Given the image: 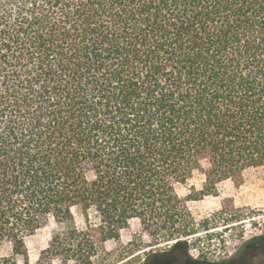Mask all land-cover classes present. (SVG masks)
<instances>
[{
    "label": "trees",
    "instance_id": "1",
    "mask_svg": "<svg viewBox=\"0 0 264 264\" xmlns=\"http://www.w3.org/2000/svg\"><path fill=\"white\" fill-rule=\"evenodd\" d=\"M264 169V0H0V264L53 218L99 222L43 251L95 264L137 222L188 257L203 195ZM196 199V198H194ZM147 245V246H149ZM7 250L6 253L3 250Z\"/></svg>",
    "mask_w": 264,
    "mask_h": 264
},
{
    "label": "rangeland",
    "instance_id": "2",
    "mask_svg": "<svg viewBox=\"0 0 264 264\" xmlns=\"http://www.w3.org/2000/svg\"><path fill=\"white\" fill-rule=\"evenodd\" d=\"M204 183V175L195 173L178 186L179 195L188 199V207L200 223L198 232L188 239V257L180 254L186 249L183 245L177 253L152 258V264H264V169H248L240 183L221 181L216 195H203ZM89 222H99L94 211L85 214L76 210L68 221L49 219L25 239L29 264H75L73 260L50 258L43 251L55 234L72 227L86 230ZM121 233L119 241L106 242L105 249L110 254L99 256L95 264H144L149 252L170 246L149 245L152 242L147 234L139 239L143 233L137 222ZM17 261L24 264L22 256Z\"/></svg>",
    "mask_w": 264,
    "mask_h": 264
},
{
    "label": "flooded vegetation",
    "instance_id": "3",
    "mask_svg": "<svg viewBox=\"0 0 264 264\" xmlns=\"http://www.w3.org/2000/svg\"><path fill=\"white\" fill-rule=\"evenodd\" d=\"M169 255H172V254H168V255H165V256H169ZM164 256V255H163Z\"/></svg>",
    "mask_w": 264,
    "mask_h": 264
}]
</instances>
